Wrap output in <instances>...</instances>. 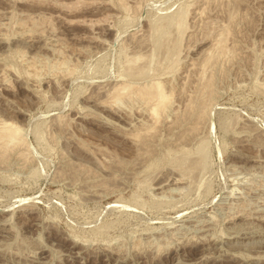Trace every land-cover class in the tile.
Here are the masks:
<instances>
[{"label": "rangeland", "instance_id": "obj_1", "mask_svg": "<svg viewBox=\"0 0 264 264\" xmlns=\"http://www.w3.org/2000/svg\"><path fill=\"white\" fill-rule=\"evenodd\" d=\"M3 123L0 264H264V0H0Z\"/></svg>", "mask_w": 264, "mask_h": 264}, {"label": "bare ground", "instance_id": "obj_2", "mask_svg": "<svg viewBox=\"0 0 264 264\" xmlns=\"http://www.w3.org/2000/svg\"><path fill=\"white\" fill-rule=\"evenodd\" d=\"M207 2V1H206ZM177 18V17H176ZM179 18V17H178ZM183 18V17H182ZM185 18V17H184ZM185 21V20H184ZM180 22V21H179ZM182 22V21H181ZM181 22H180V24H181ZM171 23V22H170ZM173 23V22H172ZM171 23V24H172ZM185 23V22H184ZM177 25V24H176ZM182 25H183V23L181 24V25H179L178 27H182ZM185 25V24H184ZM175 26V25H174ZM161 27V26H160ZM158 28V27H157ZM175 28V27H174ZM184 29V28H183ZM183 29H182V31H183ZM179 30H181V29H179ZM178 33V32H177ZM184 33V32H183ZM225 34V33H224ZM226 35V34H225ZM166 36V35H165ZM224 37V36H223ZM167 38V37H166ZM225 38V37H224ZM223 38V39H224ZM223 41V40H222ZM221 42V41H220ZM225 43H226V41H225ZM176 44V43H175ZM216 44V43H215ZM223 44V43H222ZM226 44H224L223 46H225ZM223 46H221V43H220V47H218V45L217 46H215V47H218V49L216 48V50H222L223 49ZM224 50V49H223ZM217 51V52H218ZM221 52V51H220ZM212 53V52H211ZM215 53V52H214ZM219 53V52H218ZM222 53V52H221ZM208 54H210V53H208ZM223 54V53H222ZM218 55V54H217ZM209 56H211V55H209ZM221 56V55H220ZM141 57V56H140ZM138 58V57H137ZM218 58V57H217ZM207 59L209 60V58L207 57ZM131 60V59H130ZM134 60V59H133ZM136 60H138V59H136ZM216 59H214V61H215ZM206 61V60H205ZM206 64H208V63H206ZM205 67V66H204ZM207 83H208V81H207ZM164 85V84H163ZM163 85H162V83L159 81H157V82H153V83H151L150 85L148 84V86H145V87H133V86H129V85H126L124 88H122V90H128V92L130 93H132L133 95H137V96H140L141 98H143V100H145L147 103H149L148 105H150V107H151V113H153V115L155 116H159L161 113L163 114V112H165L164 110H165V108L166 107H168V104L170 103V100H172L171 99V94L170 95H168L166 92H165V89H164V87H163ZM206 86V85H205ZM204 87V86H203ZM202 87V88H203ZM211 87V86H210ZM119 89V88H118ZM205 89V88H204ZM209 89V88H208ZM207 89V90H208ZM210 89H212V88H210ZM121 88L119 89V91L117 92V91H115V93H116V96H115V99L116 98H118V97H120V95L121 94H123L121 91ZM201 90V89H200ZM120 92V93H119ZM125 92H127V91H125ZM210 92V91H209ZM208 92V93H209ZM203 93V92H202ZM124 95V94H123ZM129 95V94H128ZM131 95V94H130ZM139 97V98H140ZM209 97V96H208ZM120 98H122V96L120 97ZM119 98V99H120ZM142 100V99H141ZM116 101V100H115ZM118 101V100H117ZM193 103V102H192ZM205 103V102H204ZM192 105V104H191ZM204 105H202L201 107H203ZM193 107V106H192ZM192 107H191V109H192ZM194 108H195V106H194ZM204 108V107H203ZM190 109V110H191ZM202 109V108H201ZM193 110L194 109H192V112H193ZM203 111H201V113H202ZM207 112V111H206ZM150 113V114H151ZM203 115V114H202ZM205 115V114H204ZM155 116V117H156ZM199 116H201V114L199 115ZM155 117H154V120L156 121V119H155ZM204 117V116H203ZM201 118H202V116H201ZM200 119V118H199ZM199 121V120H198ZM14 124V123H13ZM13 124H9V123H3L2 125V127H0V139L2 140V142H3V140H4V142L5 141H8V142H10V144L13 146V143H14V146L16 145H24L25 144V142H24V139H23V136L21 135V128L20 127H17V126H15V125H13ZM141 138V137H140ZM1 142V141H0ZM4 145V144H3ZM8 144H6V146H7ZM11 145H8L9 146V148H14V147H10ZM7 146V147H8ZM6 147V148H7ZM24 147V146H23ZM1 148H2V150H3V148L4 147H2L1 146ZM16 148H18V147H16ZM1 150V149H0ZM7 150V149H6ZM6 150H4V152L6 151ZM1 152V151H0ZM4 152L2 153L3 155H4ZM7 152H8V150H7ZM7 152H5V153H7ZM198 156V155H197ZM181 159V158H180ZM179 160V159H178ZM204 160V159H203ZM177 161V160H176ZM175 161V162H176ZM186 162H187V160H180L179 162H178V168L180 169V171H181V173H183L185 176H189V175H191L190 173H192V165H191V167L190 166H188L189 164H186ZM199 164H196V165H204L203 164V161H200V162H198ZM194 164V167L196 166ZM177 165V164H176ZM196 169V168H195ZM181 173H180V178H183L184 177V175H181ZM178 180V179H177Z\"/></svg>", "mask_w": 264, "mask_h": 264}]
</instances>
